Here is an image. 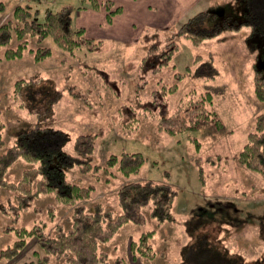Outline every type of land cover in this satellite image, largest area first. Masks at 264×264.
<instances>
[{"label": "rangeland", "instance_id": "374dc122", "mask_svg": "<svg viewBox=\"0 0 264 264\" xmlns=\"http://www.w3.org/2000/svg\"><path fill=\"white\" fill-rule=\"evenodd\" d=\"M4 1L7 8L0 14V25L10 18V10L19 2ZM99 1V9L85 6L86 0L30 1L34 9H39L40 18L48 9L58 10L71 4L72 23L84 26L86 34L101 39L102 44L97 50H79L73 55L48 37L42 46H52L53 53L40 62H36L29 49L17 59L5 58V47L0 50V111L5 122L0 153L14 143L18 130L38 123L69 132L70 151H74L75 136L97 134L94 157L98 164H104L111 153L142 151L146 161L139 173L129 177L118 174L108 178L100 172V179H95L79 167L68 171L70 179L97 186L92 197L82 202L88 210L96 202H102L119 213L117 190L129 181H170L178 190L173 208L175 220L160 224L146 208L144 223L128 222L111 240L100 244L99 249L108 253L111 264H116L119 258L124 259V264L134 260L132 240L150 230H155L150 240L158 255L153 260L136 258L152 264H182L187 247L199 235L218 240L245 260L264 258V178L238 159L248 133L254 128L256 115L264 110V101L257 99L254 92L253 63L258 50L251 42L253 39H246L250 28L225 31L195 45L189 38L172 36L180 22L200 10L218 8L227 0H202L188 13L181 12L169 29L149 25L150 21L164 18L169 8L165 0H112L108 8L107 0ZM118 6L121 10L108 13ZM35 39L30 40V46L41 45ZM172 39L179 46L170 64L153 69ZM149 51L150 57L143 59ZM198 54L212 60L215 77L205 80L187 75L179 81L178 90L167 96L165 105L171 111L190 89L210 90L215 96L213 107L223 126L202 122L192 129L169 134L158 128L148 110L152 106L153 90L163 82H175V72H186L187 65L193 70L187 72L194 74ZM19 79L22 84H18ZM27 83L24 93H18V85L21 88ZM43 85L61 91L52 110L44 107L45 101L38 100L40 95H34L33 90ZM38 107L42 109L40 114ZM128 111L139 117V123L126 133L123 122L130 117ZM189 135L200 140L199 148ZM29 165L26 160L18 159L6 178L18 180ZM13 199V191L0 187V205ZM48 205H55L52 212ZM34 207L41 211L35 212ZM73 208L71 204L57 203L50 193H42L30 209L21 213L17 223L32 226L45 221L46 231L54 233L56 224L70 226L68 216ZM3 215L0 210V218H6L2 232L12 222ZM15 238L13 232L1 233L0 249ZM31 238L36 239L40 249V254L35 251V257L44 260L45 252L36 236L30 237L23 248ZM57 261L52 257L49 263L57 264Z\"/></svg>", "mask_w": 264, "mask_h": 264}, {"label": "trees", "instance_id": "16d2710c", "mask_svg": "<svg viewBox=\"0 0 264 264\" xmlns=\"http://www.w3.org/2000/svg\"><path fill=\"white\" fill-rule=\"evenodd\" d=\"M111 1H106V8ZM85 3V6L93 9L101 6L99 0H86ZM6 6V2L0 0V14L5 12ZM72 8L71 4H66L58 10L48 9L44 17L40 18L38 9L28 3H17L10 10V18L0 25V50L5 47L3 56L7 59L21 58L29 49L36 62L43 61L53 53L52 46H42L48 37L52 38L56 46L73 55L79 50L88 52L99 49L101 39L88 36L84 26L77 27L72 23ZM119 10L120 6L108 13ZM244 26L250 28L246 39H253L251 42L258 50L253 63L255 96L264 101V0H227L218 8L200 10L180 22L172 36L189 38L193 44L198 45L207 39L221 36L225 31H239ZM32 38H36L35 41L41 45L30 46ZM178 46L175 39L169 41L153 69L169 65ZM148 57L150 51L143 59ZM194 61V74L189 73L193 70L191 65H187L186 72H175V82H163L153 90L154 98L148 110L152 112L151 117L155 119L158 128L169 134L192 129L202 122L223 126L222 119L213 107L215 96L210 90L198 91L192 88L173 110L169 111L165 105L167 96L178 90L179 81L187 75L205 80L215 77V65L210 58L204 59L202 54H198ZM28 84L21 88L18 85L17 92L24 93L23 87ZM33 92L35 96L40 95L38 100L45 101L44 107L49 110H52L61 94L60 90L54 91L48 85L38 86ZM41 112L42 109L38 107L37 113ZM127 115L130 117L123 122V129L129 133L139 123V117L133 116L130 111ZM4 128L5 122L0 111V147L4 145ZM96 137L97 134L90 132L75 136L74 151H70L67 144L71 136L62 128L38 123L16 132L14 143L0 153V187L14 194L13 200L0 205V210L12 221L4 231L13 232L16 236L12 243L0 249V259H12L30 237L36 236L45 252L46 263L54 257L58 260L57 264H111L108 253L99 249L100 244L111 240L128 222L144 223L146 208H149L150 216L160 224L175 220L173 208L178 190L170 181L164 180L129 181L122 184L117 190L119 213L106 208L102 202H96L88 210L82 202L92 197L97 186L93 183L82 185L70 179V169L79 167L81 172L89 173L95 179H100V172L108 178L118 174L129 177L139 173L146 161L142 151L124 150L111 153L104 164L95 163ZM188 137L197 148L200 147L201 142L197 137ZM20 158L30 165L22 171L18 180H8L6 174L9 168ZM238 159L264 178V110L256 115L254 128L248 133ZM42 193L52 194L57 203L73 205L72 213L68 216L71 222L68 228L59 223L55 225L54 233H49L45 221L32 226L17 223L21 213L30 209ZM48 206L52 212L55 205ZM34 209L37 213L41 211L38 207ZM154 232L145 231L138 239L132 240L130 247L134 258L155 259L158 252L150 240ZM186 250L182 264H264V258L245 260L239 253H231L220 245L218 240L202 235L195 236ZM24 264H33V261ZM116 264H124V259H117Z\"/></svg>", "mask_w": 264, "mask_h": 264}, {"label": "crops", "instance_id": "0c3cea01", "mask_svg": "<svg viewBox=\"0 0 264 264\" xmlns=\"http://www.w3.org/2000/svg\"><path fill=\"white\" fill-rule=\"evenodd\" d=\"M21 3H28L32 0H18ZM168 2V11L163 16L156 21H150L149 25L155 29H169L172 27V24L178 19V16L181 12L185 11L184 13H188L189 10L192 9L193 5L202 1V0H165ZM17 2V3H19ZM16 3V4H17ZM31 5V4H30ZM32 7V6H31ZM33 8V7H32ZM39 10V9H38ZM188 11V12H187ZM4 216V215H3ZM8 220V218H7ZM6 222V218H0V230L2 228L3 223ZM1 233H5L4 231H0ZM8 233V232H6ZM35 251H38L40 254V249L38 247V242L35 238H31L28 245L23 248V250L15 256L11 260H3L0 259V264H23L24 262L32 261L33 264H50L46 263L43 259H39L35 257ZM42 252V251H41ZM127 264H152L143 260H139L135 258L134 260L129 261Z\"/></svg>", "mask_w": 264, "mask_h": 264}]
</instances>
